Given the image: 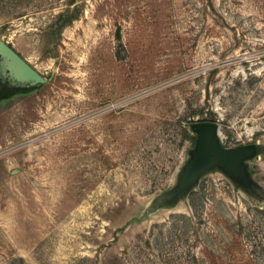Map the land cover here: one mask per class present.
Listing matches in <instances>:
<instances>
[{
  "label": "rangeland",
  "instance_id": "obj_1",
  "mask_svg": "<svg viewBox=\"0 0 264 264\" xmlns=\"http://www.w3.org/2000/svg\"><path fill=\"white\" fill-rule=\"evenodd\" d=\"M71 1L0 0V264H264V0ZM207 119L248 188L173 196Z\"/></svg>",
  "mask_w": 264,
  "mask_h": 264
},
{
  "label": "water",
  "instance_id": "obj_2",
  "mask_svg": "<svg viewBox=\"0 0 264 264\" xmlns=\"http://www.w3.org/2000/svg\"><path fill=\"white\" fill-rule=\"evenodd\" d=\"M0 59V73L9 76L12 85L36 86L47 81L2 38H0ZM192 127L197 131L196 146L178 186L170 193L175 196L188 192L203 174L212 169L222 170L234 182L248 188L250 176L244 161L260 151V147L225 148L219 140L218 124L215 122H195Z\"/></svg>",
  "mask_w": 264,
  "mask_h": 264
},
{
  "label": "trees",
  "instance_id": "obj_3",
  "mask_svg": "<svg viewBox=\"0 0 264 264\" xmlns=\"http://www.w3.org/2000/svg\"><path fill=\"white\" fill-rule=\"evenodd\" d=\"M74 3H75L74 0H72V1L70 2V5H72V4H74ZM72 19H73V18H70V14H68V15H64V14H62V15L59 17L58 20H59V22L70 23V21H72ZM118 36L120 37V34H118ZM211 120H212V119H207V121H211ZM182 130L184 131L185 135L187 134V137H188L190 140H192L193 143L196 144V140H197L196 136H193V135L187 133V130L184 129V128H182Z\"/></svg>",
  "mask_w": 264,
  "mask_h": 264
},
{
  "label": "flooded vegetation",
  "instance_id": "obj_4",
  "mask_svg": "<svg viewBox=\"0 0 264 264\" xmlns=\"http://www.w3.org/2000/svg\"><path fill=\"white\" fill-rule=\"evenodd\" d=\"M0 62H1V59H0ZM1 74V73H0ZM2 77H4V79H5V83H4V85L7 87V85L8 84H11V80H10V77L9 76H7V75H1ZM2 80V79H1ZM3 81V80H2Z\"/></svg>",
  "mask_w": 264,
  "mask_h": 264
}]
</instances>
